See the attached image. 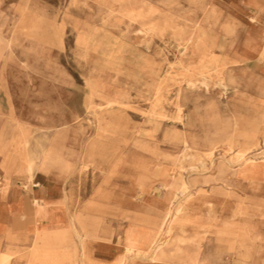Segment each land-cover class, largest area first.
Listing matches in <instances>:
<instances>
[{
	"label": "crops",
	"instance_id": "0c3cea01",
	"mask_svg": "<svg viewBox=\"0 0 264 264\" xmlns=\"http://www.w3.org/2000/svg\"><path fill=\"white\" fill-rule=\"evenodd\" d=\"M144 1L149 7L148 11L143 8L142 12L156 13V16L149 17L156 24H172L171 21L182 24V18L185 20L183 24H205L211 33L207 42L211 45L210 53L222 60L230 58L239 62L235 68L203 74L212 82H221L224 87L227 84L226 91L216 86L220 95H225L224 110L219 111L217 101L209 96L184 92L177 102L183 109V124L150 117L146 113L147 107L142 114L148 127L139 129V140L132 145V126L126 118L124 127L121 117L116 121L121 131L106 136L105 142L110 145L106 147L104 140L95 137V133L87 138L83 118L85 89H71L68 85L48 82L33 74L27 88L29 93L62 92L69 95L63 97L65 106L61 111L50 116L1 118L11 127H1L3 122L0 121V264H113L127 248L149 250L167 205L181 184L174 161L169 168L162 163L163 160L156 162L149 157L157 149L150 140L170 144L173 149L178 145V151L183 140L182 132H187L203 150L212 141V137L204 135L203 131L204 126L210 125L211 131L221 136L223 144L236 136L243 144L255 140L262 142L259 131L264 125V0H190L188 17H183L182 0ZM218 38L222 40L220 45ZM217 47L223 51L217 53ZM148 63L147 68L152 69L153 63ZM211 74L220 78L212 80L208 77ZM209 89L202 88L205 94ZM71 93H77L76 109L70 108V100L75 103V96ZM153 94L154 89L147 102H153ZM165 104L158 106L157 112L173 117L176 106L169 114L165 111ZM155 126H158L156 132L153 131ZM167 133L172 135L167 136ZM34 136L44 137L40 154L26 149ZM23 139L27 142L24 146L20 143ZM88 143L94 148H88ZM38 155L39 160L35 161ZM29 157L34 160L31 175L27 171ZM94 159L99 162L95 164ZM133 161L142 162L135 173ZM184 181L191 183V190L210 192L189 202L188 218L191 220H202V212L210 208L212 215H219L225 221V191L237 193L239 203L248 198L255 203L253 208L240 209L243 211L238 212L243 214L240 219L244 221L253 215L255 220L264 219L262 214L256 213L259 205L264 204L263 161L241 167L216 165L205 172L187 171L184 172ZM218 198H222L221 204H218ZM214 210L216 213L213 214ZM234 215L232 208L230 217L235 218ZM248 225L250 232L246 240L212 235L211 242L205 245L199 244L200 239L186 241L187 238L201 237L196 228L177 229L172 237L183 238L185 242H171L167 252L163 250L155 260L153 254H148L132 258L126 264H225L230 259L232 263L237 259L242 264H264V249H260L262 242L255 236L258 226ZM9 236L18 238L19 242L12 245L15 255L6 260L4 255L11 247L7 240ZM217 240L222 245L219 251ZM225 251L232 254L225 257ZM185 253L189 254L190 260L198 253H209L211 259L187 263L184 262ZM214 253L219 256L212 258Z\"/></svg>",
	"mask_w": 264,
	"mask_h": 264
},
{
	"label": "rangeland",
	"instance_id": "374dc122",
	"mask_svg": "<svg viewBox=\"0 0 264 264\" xmlns=\"http://www.w3.org/2000/svg\"><path fill=\"white\" fill-rule=\"evenodd\" d=\"M182 1L183 17H188L190 0ZM147 3L144 0H0V121L1 118L7 116L44 118L46 115L50 116L55 112H60L65 106L62 103H65L63 97L69 94L41 92L34 95L28 92L29 80L35 73L48 82L65 84L75 90L78 88L85 89L86 100L83 118L86 123L88 139L96 130V108L94 104H98L99 99L95 96L94 99L91 98L89 103L92 105L90 108H87V99L90 95V89L95 87L99 91V87L96 84V86H92L87 79L95 78V76L98 77L99 82L100 78H107L115 82V87L111 89V92L120 94L126 92L125 94L128 95L127 106L123 111V119L121 120L124 127L126 118L128 124L132 126V145L135 140L140 139L135 130L148 127L143 122L144 115L142 112L148 107L145 100L151 97L153 89L159 83H162L161 93L165 96V100L167 99L164 106L165 111L169 114L174 111L176 94L180 88L183 89V92L192 93L199 97L209 96L210 99L217 101V109L222 112L225 95H220L216 86H211L209 92L205 94L200 87L187 89L183 84V87L178 86L175 81H172L173 72L177 69L168 68V64L180 56L178 48H176L177 40L172 35L171 30L166 31L162 36L144 33L146 24H156V21L149 19L151 16H156V13L142 12L143 8L148 11ZM131 8L135 11L140 10L139 14L134 13L133 16L125 14V11L127 13V10ZM117 9L124 10V12H116ZM182 21L185 22L184 18ZM171 23L170 26H191L183 23L174 24V21ZM80 35L82 37L84 35L85 39L82 45L79 43ZM221 41L218 38V45L221 44ZM221 49L217 47L215 51L220 53L223 51ZM146 61L153 63L152 69L144 68ZM94 63L97 65L98 72L93 70ZM208 77H211L212 80L220 78L219 75L213 74L208 75ZM44 87L46 86L44 85ZM70 95L75 96V103H73V99L70 100V108L76 109L77 93ZM1 122H3L1 127H11L4 124L5 119ZM21 127L25 126L21 125ZM156 138L159 139V135ZM31 139L28 141L26 149L40 154L45 143L44 137L42 139L40 136L38 138L34 136ZM219 140L221 141V139ZM219 140L217 139L215 143L222 145L223 143ZM150 141L153 145L156 144L157 149L155 154L149 157L156 162L163 160L162 163L171 167V163L177 157V149H173L170 144L157 142L156 139ZM211 143L214 144V141L212 140ZM22 149L24 148L22 147ZM164 156L167 158L163 159ZM38 160L39 155L35 161ZM238 199L237 193L228 194V191H225L226 222L232 223L242 220L239 217H230L232 208L238 206ZM221 201L222 198L217 199L218 204H221ZM242 202L244 204L253 202V200L248 198ZM254 204L251 203L250 206H254ZM256 213L262 214L261 218H264V204L258 207ZM253 216L244 221L250 225L258 226L255 236L259 238V242H262L260 244L262 250L264 249V219L255 220ZM249 232L241 230L237 233L238 235L230 236L236 241H243L249 238ZM226 249H228L227 246ZM225 252V257L232 254ZM249 256L251 257V255ZM231 260L225 264H242L237 259L233 263Z\"/></svg>",
	"mask_w": 264,
	"mask_h": 264
},
{
	"label": "bare ground",
	"instance_id": "6f19581e",
	"mask_svg": "<svg viewBox=\"0 0 264 264\" xmlns=\"http://www.w3.org/2000/svg\"><path fill=\"white\" fill-rule=\"evenodd\" d=\"M88 2H90V1H88ZM70 6H72V5H70ZM83 7H85V6H83ZM90 10H92V9H90ZM139 11H135L134 9L131 8V9L127 10V13L125 11V14H127L129 16L130 15L133 16L134 13H136V15H138ZM116 12L122 13V12H124V10H118L117 9ZM163 22H164V20H163ZM85 24H87V23H85ZM146 25L147 26L144 29V33L146 32V33H151V34L156 35V36H162L166 31L171 30L172 35L176 38V40H177V47L176 48H178L180 56L178 58H176L174 61L169 62L168 68H172V69L176 68L177 69L176 71L173 72V78H171V79H173L172 81H175V83L178 86H182V84H183V86H185L187 89L200 87V88H204L206 90L209 89L211 86H220V87H222L221 88L222 91H224V90L226 91L227 84H225V87H224V84H222L221 82H212L211 80H208V78L204 77L203 74H206L207 72H217L218 70H221V69L226 70V69L235 68L239 65V62L235 59H230V58H225V60H222L217 55L210 53L211 45L207 44V42L211 36V33L209 32V30L207 29L205 24H190L191 26H187V25L170 26V24H146ZM83 41H85L84 35H83V37L80 35L79 36L80 45H82L84 43ZM117 47H120V46L117 45ZM117 49H119V48H117ZM262 54L264 55V48L262 50ZM262 61H263V59H262ZM148 64H149L148 61H146V63L144 64V68H147ZM97 69H98L97 65L94 63L93 70L97 71ZM178 69H180L181 71ZM87 81L92 86L96 84L99 87V91L95 87L90 89V95L89 96L87 95L88 96V99H87L88 100V104H87L88 107L87 108H90V105H92L91 103H89L91 101V98H93L95 96L99 99V103L94 104V106L96 108V117L95 118H96V123H97L96 130H95V137H97L99 139H103L104 143L106 144L105 138L108 134H111L114 131H117L118 133L121 131V126L119 124H116V121L122 117L123 111H124L125 107L127 106L128 95L125 94L126 92L123 94H120L117 92H111V89L112 88L114 89V87H115V83L113 81L108 80L107 78L106 79L100 78V82H99L98 77L95 76V78L94 77L89 78V79H87ZM167 81H168V79H167ZM129 82H131V81H129ZM164 84H166V83H164ZM185 87H184V89H185ZM162 89H163L162 83H159L154 88L153 102L149 103V102H147V100H145L148 103V108H149V110L146 113L149 114L150 117L154 116L155 118H158L160 121L170 120L172 122H176L177 124H183V121H184L183 109L181 106H179L177 104V102L179 101L180 94L184 93L182 91L183 89L180 88L176 94V102L174 103V105L176 106L177 110H176V113L174 114L173 117H170L166 113L157 112L156 108L158 106H160L161 104L165 103L167 100V99L165 100V97L161 93ZM93 112H94V110H93ZM142 113H144V112H142ZM190 125H191V123H190ZM211 130L212 129H211L210 125L204 126V130H203L204 135H206L208 137H212L214 144L210 142V144L206 148H204L203 150H200L199 146L193 141V137H190L191 135L189 133L182 132L183 140H182L180 149L177 151V157L174 159V163L177 165V168L179 170L177 172H179L178 178L181 181V184L179 186V189L174 194L172 200L167 205L166 214H165L164 218L162 219V221L159 225V230L157 232V236L153 239L149 250L127 248L125 251V254L123 256H121L119 259H117V261L113 264H126L132 258H135V259L141 258V257L147 256L148 254H153L152 259L155 260L156 257L158 256V254L162 253L163 250L165 252H167V248L172 244L171 242H174V241H177L179 243L185 242V239H183V238H178L177 236H176L177 238L172 237V234L177 229H183V228H187V227L196 228L198 230V233L201 235V237L197 238L195 236L193 238H187L186 241L194 242L195 240L200 239V240H202L199 243L201 245L202 244H204V245L209 244L212 240V235L213 236L214 235L230 236V235H236L237 233L241 232V230L249 231L250 226L248 225L247 221L239 220L237 222H232V223L223 221V220H221L219 215H212L210 208L207 211L202 212V214H201L203 217L202 220H195V219L191 220L188 218V213L190 212V208H191L189 202L196 199L197 197L198 198L199 197H205V196H207L208 193L210 194V192L207 190H204V189L191 190L190 189L191 183H188L190 180L188 182H186L187 180L184 181V172H187V171H189V172H200V171L205 172V171L210 170L211 168H213L216 165H223V164L228 165V166H240L241 167L244 165L255 164L258 161L264 162V149L259 150L260 147L264 146V125L262 126L261 130L259 131V135L261 137H263V140L261 143L258 140L247 142L245 144L239 143V139L236 136L235 138H232V139L230 138L227 142H225V144H222V145L216 144L215 143L216 140L217 139L219 140L222 138H221V136H218L215 133H213ZM135 131L138 135H141L140 130L136 129ZM153 131L154 132L158 131V126H155L153 128ZM21 135H23V132ZM170 135H172V133H167V136H170ZM220 142L222 143V140ZM20 143H22V145L24 146L27 142L25 139H23ZM176 144H178V143H176ZM109 146L110 145L107 146V144H106V147H109ZM1 148H2V145H1L0 149ZM88 148H94V146L89 144ZM177 148H178V145H176V149ZM261 151H263V152H261ZM93 161L95 162V164H97L99 162V160H96V159H94ZM102 163H104V161ZM141 165H142V162L133 161V172L135 173L136 170L140 169ZM33 166H34V160L29 157V160L27 161V171H28L29 175H31ZM235 170H237V169H235ZM215 173H216V171H215ZM163 179H166V178H163ZM198 182H200V181H198ZM213 183H215V182H213ZM236 183H237V181H236ZM224 199H225V197H224ZM251 203L254 204V202H248V203H244V204H243V202L238 203V206L237 207L235 206L236 208H233V211L235 212L234 216L241 218V216L243 214L240 215L239 213L243 212V211H241L240 209L244 208V210H245L246 208H249V207L253 208L254 206H250ZM212 212L214 214L215 210ZM231 212H232V210H231ZM211 217H213L212 220L210 219ZM7 240L9 241V244L11 245V247H10L9 251L4 255V258L6 260L12 258L15 255V252L13 251L12 245L15 242H17V243L19 242V239L15 238L14 236L7 237ZM141 240L143 241L144 239H141ZM23 241H25V240H22V242ZM131 242H133V241H131ZM217 242L218 243L216 244V248L218 250V248L222 245L218 240H217ZM228 243L230 244V242H228ZM226 245H228V244H226ZM184 255H185V261L184 262H187V263L191 262V261L203 262L205 260L211 259L209 253L195 254V256L194 255L191 256V260L189 259L190 256L188 253H185ZM20 256L22 257V255H20ZM218 256H219L218 253H214L211 255L212 258H217ZM22 260H24V259H22Z\"/></svg>",
	"mask_w": 264,
	"mask_h": 264
}]
</instances>
